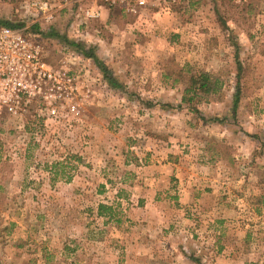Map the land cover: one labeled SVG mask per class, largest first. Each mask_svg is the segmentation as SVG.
Returning a JSON list of instances; mask_svg holds the SVG:
<instances>
[{"label":"rangeland","instance_id":"374dc122","mask_svg":"<svg viewBox=\"0 0 264 264\" xmlns=\"http://www.w3.org/2000/svg\"><path fill=\"white\" fill-rule=\"evenodd\" d=\"M27 4L0 0V18L75 78V109L66 97L56 113L0 117V264L264 262V0L98 19L83 0L48 19ZM50 28L92 47L119 85ZM193 69L224 79L220 101L198 104L221 120L177 107ZM247 244L253 254L232 256Z\"/></svg>","mask_w":264,"mask_h":264},{"label":"built area","instance_id":"2783aa9c","mask_svg":"<svg viewBox=\"0 0 264 264\" xmlns=\"http://www.w3.org/2000/svg\"><path fill=\"white\" fill-rule=\"evenodd\" d=\"M84 17L98 19L104 8L139 15L145 9L168 8L185 0H83ZM242 4L247 0H232ZM76 0H28L35 14L51 18L56 10ZM75 78L62 67L54 68L42 57V48L23 28L0 25V117L2 114L56 113L69 97L71 109L76 92Z\"/></svg>","mask_w":264,"mask_h":264},{"label":"trees","instance_id":"16d2710c","mask_svg":"<svg viewBox=\"0 0 264 264\" xmlns=\"http://www.w3.org/2000/svg\"><path fill=\"white\" fill-rule=\"evenodd\" d=\"M0 25H5L9 27L14 28H20L22 27L21 24L14 23L10 20H5L0 18ZM33 30L38 31V25H33ZM42 33V32H41ZM45 36H49L52 38H57L67 44L68 46L72 48L79 49L80 52L91 59L95 61L97 66L100 68V70L103 73V76L108 81V83L112 86H118V82L113 78L110 70L106 66V64L98 58V56L95 54L94 49L91 48H85V46L80 43L76 42L74 40H71L68 38L65 34H60L57 30L50 28L48 32L45 34L42 33ZM238 69L240 68V63L237 62ZM240 74H236L237 78V91L234 95L233 102H232V109L233 113L236 112V109L238 107V101H239V80H240ZM177 78L174 79V82H177ZM224 79L218 74V73H212L207 70L203 69H193L191 71V74L188 77V80L186 81V85L183 88V93L180 99L179 104H177L178 108L186 107L191 112H196L199 115H201V118L206 120H221V118H211L207 117L200 113L198 104L201 102H211V101H220L224 96ZM149 106H152V102L147 103ZM171 106V105H168ZM264 181V179H263ZM97 214L101 217L108 219L114 218V215L117 214V211L115 207L112 204H107L104 202H100L97 205Z\"/></svg>","mask_w":264,"mask_h":264},{"label":"crops","instance_id":"0c3cea01","mask_svg":"<svg viewBox=\"0 0 264 264\" xmlns=\"http://www.w3.org/2000/svg\"><path fill=\"white\" fill-rule=\"evenodd\" d=\"M142 14V13H141ZM140 15V14H139ZM257 240V242H258V239L257 238H255V237H251V239H250V243L252 244L253 243V240ZM259 242H264V239L263 238H261V239H259ZM235 249V250H234ZM233 250H232V256H234V257H236V259L238 258V257H241V256H243V255H245L246 253H248V254H253L254 253V250H255V248H251L250 246H248V244L245 246V247H243V248H241V252L240 253H238V247H236V248H234ZM243 249V250H242ZM245 251V252H244ZM187 254H188V252H186ZM263 254H264V252H262ZM259 264L260 263H264L263 262V259H260L259 261Z\"/></svg>","mask_w":264,"mask_h":264}]
</instances>
